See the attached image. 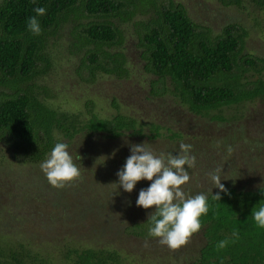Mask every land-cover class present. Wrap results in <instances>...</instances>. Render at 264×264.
Instances as JSON below:
<instances>
[{"label": "rangeland", "instance_id": "374dc122", "mask_svg": "<svg viewBox=\"0 0 264 264\" xmlns=\"http://www.w3.org/2000/svg\"><path fill=\"white\" fill-rule=\"evenodd\" d=\"M172 1L182 4L192 21L209 27L213 34L227 23L242 25L246 30V52L264 59L263 14L251 0H241L239 6L222 5L218 0ZM139 19L141 16L137 15L127 22L115 20L123 39L111 49L121 52L125 58L126 74L122 77L103 73L90 76L92 63L85 54L92 45L75 48L76 40L83 34L80 29L73 31L71 23L62 24L47 35L44 53L49 59V68L35 80L46 90V95H42L45 103L57 111L77 113L80 117H86L88 110L100 118L120 112L133 117L144 136L131 137L125 133L124 137L113 140L99 134L75 137L76 145L68 146L67 151L80 168L81 178L63 188L49 184L40 167L44 161L15 160L5 139L0 140L2 242L10 245L19 236H34L30 247L41 242L44 247L39 245V248L55 264H70L59 258L53 248L55 242L65 239L91 240L80 243L115 249L129 264H189L203 242L199 232L175 250L161 245L159 238L149 234L136 236L128 232L131 225L144 223L154 212V207L143 209L136 205L140 190L147 189L151 181L141 180L127 193L117 188L118 180L102 182L103 178L97 177L98 164L106 178L122 169L132 145L145 143L155 156L161 153L175 156L181 154V143L190 144L195 166H185L190 179L181 186L189 197L218 190L211 180V174L218 168H222L224 187L253 189L264 183V103L254 99L209 112L208 115L226 117V123L212 121L208 115L200 118L187 113L167 92L161 93L157 78L145 70L138 41ZM86 21V17L79 20ZM152 125L157 126V137L150 140L147 137L154 131ZM96 155L100 160L93 162ZM102 219L108 220L100 225Z\"/></svg>", "mask_w": 264, "mask_h": 264}, {"label": "trees", "instance_id": "16d2710c", "mask_svg": "<svg viewBox=\"0 0 264 264\" xmlns=\"http://www.w3.org/2000/svg\"><path fill=\"white\" fill-rule=\"evenodd\" d=\"M218 1L222 5L241 3ZM251 1L262 11L264 20V0ZM36 7L46 9L45 15L36 17L41 27L38 36L27 28L28 19L36 16ZM137 15L141 16L137 21L138 41L145 70L157 78L161 93L167 92L187 113L204 118L224 106L254 99L264 103V59L246 52V30L238 23H227L213 34L209 27L192 21L184 6L172 0H0V140L5 139L15 160L41 163L56 143L76 145L79 135L87 138L99 134L111 140L126 134L144 136L140 124L120 112L100 118L90 110L86 117L57 111L45 103L42 95L46 90L35 83L49 68L44 53L47 35L68 23L73 31L80 29L83 34L74 44L76 49L92 45L85 54L92 63L91 77L98 73L124 76L125 58L111 49L123 39L115 20L127 22ZM82 17L88 21L79 22ZM209 117L228 122L219 114ZM151 128L150 140L157 137V126ZM97 159L96 155L92 161ZM100 167L96 166L97 177L103 178L100 181L117 182L116 173L121 168L106 178ZM225 189L227 193H219V201L212 198L219 189L204 194L209 211L200 217L203 242L189 264H264V228H259L251 215L254 207L258 210L264 206V183L253 189ZM148 217L144 223L131 225L128 232L148 235L153 227ZM107 220H100V225ZM32 240L34 236H19L9 245L0 239V264H55L39 248L44 247L41 242L30 247ZM222 240L228 245L218 249ZM90 241L65 239L55 242L53 248L70 264H129L115 249L80 243Z\"/></svg>", "mask_w": 264, "mask_h": 264}, {"label": "clouds", "instance_id": "9594fccd", "mask_svg": "<svg viewBox=\"0 0 264 264\" xmlns=\"http://www.w3.org/2000/svg\"><path fill=\"white\" fill-rule=\"evenodd\" d=\"M34 11L36 16L28 19L27 28L33 35L38 36L41 34V27L36 17L45 15L46 9L36 7ZM179 147L181 150L179 155L161 153L155 156L145 147V143L132 145L130 156L123 168L116 173L118 183L115 184L117 188L131 193L137 182L151 181L147 189L140 190L136 205L143 209L155 208L148 217L153 225L149 229V234L159 238L161 245L173 250L186 245L190 237L199 232L200 217L209 211L206 195L189 197L181 187L190 179L185 166L194 167L195 157L190 155L192 148L190 144L181 143ZM67 148L66 143H56L49 157L40 165L49 184L54 188H63L81 178L80 168L74 163ZM228 151L231 153L232 149L229 147ZM221 174L222 168L211 174L215 188L219 189L216 195H212L216 201L221 199L219 193H227L221 183ZM251 215L257 226L264 228V206H260L258 210L254 207ZM233 235L236 236L237 233L234 232ZM227 245L228 241L222 240L217 248L223 249Z\"/></svg>", "mask_w": 264, "mask_h": 264}]
</instances>
